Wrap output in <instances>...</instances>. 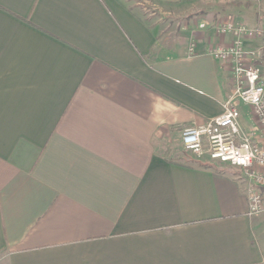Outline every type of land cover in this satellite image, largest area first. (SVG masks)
Instances as JSON below:
<instances>
[{
  "label": "crops",
  "instance_id": "0c3cea01",
  "mask_svg": "<svg viewBox=\"0 0 264 264\" xmlns=\"http://www.w3.org/2000/svg\"><path fill=\"white\" fill-rule=\"evenodd\" d=\"M222 1L158 47L128 0H0V264H264L252 181L181 142L229 101L256 124L210 51L223 23L264 26V0ZM243 43L264 73V38Z\"/></svg>",
  "mask_w": 264,
  "mask_h": 264
},
{
  "label": "built area",
  "instance_id": "2783aa9c",
  "mask_svg": "<svg viewBox=\"0 0 264 264\" xmlns=\"http://www.w3.org/2000/svg\"><path fill=\"white\" fill-rule=\"evenodd\" d=\"M219 30L232 34L234 39L228 46L212 48L210 53L232 63L234 99L253 108L256 124L251 131L242 128L241 110L237 103L229 101L221 115L204 125L185 128L181 142L197 158L207 157L241 168L253 184L249 187V212L259 214L264 212V73L248 63L252 53L244 47L243 39L264 38V26L229 21Z\"/></svg>",
  "mask_w": 264,
  "mask_h": 264
},
{
  "label": "rangeland",
  "instance_id": "374dc122",
  "mask_svg": "<svg viewBox=\"0 0 264 264\" xmlns=\"http://www.w3.org/2000/svg\"><path fill=\"white\" fill-rule=\"evenodd\" d=\"M213 1V0H212ZM220 2L213 1L205 4L204 2H192L179 5H166L161 4L156 0H128V5L134 7L140 15H142L152 25H159L160 27V41L159 46L167 44L170 38V34L174 33L182 25L186 24L191 18H199L202 20H213L218 18L222 13H230V10H234L235 6L239 5L234 2ZM257 1V2H256ZM262 0L247 1L249 7H258ZM259 4V5H258ZM214 168L217 171H226L231 174L239 175L238 169L230 166L227 167L221 164H214ZM259 215L264 220V212ZM258 233V231H257Z\"/></svg>",
  "mask_w": 264,
  "mask_h": 264
}]
</instances>
